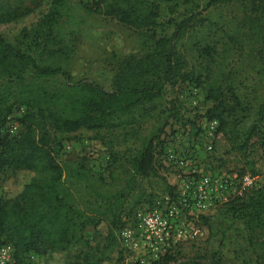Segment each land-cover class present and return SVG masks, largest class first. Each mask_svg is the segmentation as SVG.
I'll list each match as a JSON object with an SVG mask.
<instances>
[{"label":"trees","instance_id":"trees-1","mask_svg":"<svg viewBox=\"0 0 264 264\" xmlns=\"http://www.w3.org/2000/svg\"><path fill=\"white\" fill-rule=\"evenodd\" d=\"M160 1L178 5L199 0ZM232 1L209 0V5ZM249 1L252 10L264 15V0ZM30 11L31 8L24 9L11 0H0L2 23L14 21ZM92 14L115 18L135 30H148L156 23L159 9L156 0H52L40 19L22 28L13 39L0 34V172L12 169L32 173L17 195L0 197V247L6 241L13 244L12 264H28L26 254L30 252L48 257L66 252L84 239L83 232L88 226L96 230L105 220L104 214L75 206L65 194L64 171L55 156L56 139L52 132L135 129L137 112L154 110L155 101L163 95L166 85H175L180 80L202 85L208 79L207 98L212 106L205 115L219 121V132L226 136L232 149H244L252 132H257L259 123L264 122V102L254 106L250 100H242L236 89L227 85L228 75L223 70L217 74L209 70L204 73L201 65L194 63L189 69L191 62L185 51L177 49V41L195 26L196 15L177 23L171 36L155 39L143 55L122 59L112 89L89 79L74 80L70 72L72 57L80 30ZM17 105L25 106L24 113L17 117L24 130L12 134L7 124ZM168 110L175 121L196 127V119H186L177 101ZM251 118L254 125L248 128L246 123ZM195 132L198 134L200 127ZM164 151L165 141L159 133L130 155L129 185L138 180L141 184L152 183L153 176L164 166ZM162 178L163 194L176 195L177 187ZM128 190L127 187L120 189L117 200L107 208L112 218L109 233L96 245L86 240L75 260L65 264H102L106 250L118 242L117 233L125 224L122 216L132 214V209L122 214ZM153 197L155 194L147 193L142 186L132 207L150 202ZM228 205L249 232L257 264H264V184ZM165 258L169 260L173 256ZM175 264L217 263L192 259Z\"/></svg>","mask_w":264,"mask_h":264},{"label":"rangeland","instance_id":"rangeland-1","mask_svg":"<svg viewBox=\"0 0 264 264\" xmlns=\"http://www.w3.org/2000/svg\"><path fill=\"white\" fill-rule=\"evenodd\" d=\"M51 1L11 0L24 9L31 8V11L14 21L0 22V34L13 39L22 28L38 21L47 12ZM156 4L159 16L148 30H135L109 16L90 15L80 30L78 45L72 57V78L89 79L112 89L114 75L122 59L130 55H143L153 46L155 39L171 36L177 23L196 15L195 26L186 30L177 41V49L185 51L191 62L189 69L194 63L196 66L200 64L204 73L209 70L217 74L223 70L228 75L225 79L227 85L234 87L242 100H250L254 106L264 102V15L252 10L249 0L214 5H209V0L178 5L156 0ZM207 85L208 79H204L202 85L188 80H180L175 85L167 84L163 95L155 101L154 110L141 114L137 112L138 123L135 129L121 127L115 130L52 132L56 139L55 156L64 171L62 186L65 194L75 206L97 215L104 214L102 217L105 220L96 230L88 226L83 232L84 239L66 252L51 257L27 253L28 264H65L66 261L75 260L86 240L93 245L102 241L112 227L110 210L107 208L117 200L116 194L120 189L126 187L129 196L126 197L122 214L131 209L132 214L123 215V219H131L138 208L145 206L164 208L167 199H170L181 206V221L187 223L189 228L201 231L198 237L177 243L152 264H175L192 259L217 264H257L258 258L249 243V232L228 205L252 191V188L244 187L239 182L240 178L224 192L225 198L215 202L206 211H198L181 202L182 191L187 188L186 175L179 169L165 165L164 154V166L153 176L152 183L144 181L141 184V180L130 185L128 183L131 173L130 155L139 151L152 135L160 133L166 149L172 147L177 152L185 151L187 155L191 154L189 147L193 141L197 143L200 140L203 143L206 140L204 135L200 132L196 134L195 131L209 119L205 114L212 106V101L207 98ZM227 97L232 102L231 95L227 93ZM173 101L180 103L181 114L186 119H196L195 128L188 123L183 125L170 116L168 109ZM24 111L25 106L17 105L9 116L7 130L12 134L24 130L17 121V117ZM252 118L247 120L246 127L254 125ZM14 126L15 132L12 131ZM195 155L202 158L209 153L200 148ZM209 158H214L213 162L200 165L205 172L229 177L252 174L258 177L260 185L264 184V122L259 123V130L252 132L247 146L239 151L232 149L226 136L220 132L215 139L214 152ZM31 176L29 171L5 169L0 172V197L17 195ZM162 177L177 187L176 195L163 194ZM142 186L147 193L153 192L155 197L150 202L147 200L132 207ZM112 207L115 208L114 204ZM6 242L12 247V264L15 249L12 243ZM105 255L102 264H136L131 260L132 255L121 248L119 239L110 250H106ZM168 255L173 258L167 260L165 257Z\"/></svg>","mask_w":264,"mask_h":264},{"label":"built area","instance_id":"built-area-1","mask_svg":"<svg viewBox=\"0 0 264 264\" xmlns=\"http://www.w3.org/2000/svg\"><path fill=\"white\" fill-rule=\"evenodd\" d=\"M219 121L217 119H206L200 126V134L206 140L198 141L189 149L191 154L185 151L177 152L169 147L164 151V164L183 171L186 175L187 188L182 191L180 197L184 205L198 211L208 210L215 202L226 196L224 192L233 187L237 178L244 187H260L258 177L246 174L242 177L219 176L203 171L200 167L204 162H213L209 158L214 152V143L219 134ZM14 126L12 131L15 132ZM204 148L208 156L197 158L195 152ZM192 196V204L190 198ZM182 209L179 204L167 199L164 208L160 206H145L138 208L131 219L125 218V224L118 231V239L121 248L132 255V261L136 264H152L160 255L171 250L177 243L193 239L201 234L199 229L189 228L188 224L181 221ZM12 247L3 245L0 247V264L12 262Z\"/></svg>","mask_w":264,"mask_h":264}]
</instances>
